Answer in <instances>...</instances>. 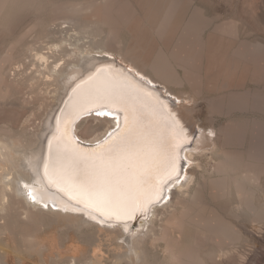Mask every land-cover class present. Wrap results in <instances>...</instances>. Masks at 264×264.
Segmentation results:
<instances>
[{"label": "bare ground", "instance_id": "obj_1", "mask_svg": "<svg viewBox=\"0 0 264 264\" xmlns=\"http://www.w3.org/2000/svg\"><path fill=\"white\" fill-rule=\"evenodd\" d=\"M205 7L199 0H71L55 5L57 18L50 20L43 39L55 37L53 28L59 25L62 29L61 22L57 23L62 19L69 30L73 28L82 39H90L92 47L79 45L77 38L73 44L72 40L60 37V43L50 48L57 57L32 47L25 49L27 55L36 51L31 56L43 66L47 77L57 81L55 97L59 106L54 115L45 118L35 139L24 131L14 135L8 126L0 128V198H10L9 195L15 193L33 207L45 209L43 205H47L46 210L55 209L100 225L115 242L117 251L112 254L113 264H154L146 246L150 244L154 252L157 241L164 239V232L158 235L155 228L153 230L161 211L168 212L170 219L167 217L166 223L172 231H178L179 238L184 237L185 223L195 227L194 242L186 244L184 250L164 246L162 264H207L204 257L220 264L221 253L227 259L238 256V244L248 246L250 242L241 228H235L229 219L234 223L241 221L247 235L250 233L247 225H258L264 232V185L256 180L255 168L244 166L233 176L231 198L224 196V178H219L225 173L231 156L237 159L236 152L246 153L249 160L264 164V89L254 88L264 85V45L241 37L232 19L214 21L217 19L211 14L208 16ZM169 15L172 16L170 25L162 31V17ZM103 26L109 30L108 35L105 34L106 43L97 38ZM120 32H127L130 39L121 40ZM104 52L111 56H105ZM113 54L131 62L134 69L127 70L110 60ZM53 56L54 61L50 63ZM152 81L164 89L157 90ZM229 90L237 96L243 91L246 94L241 98L226 97L225 92ZM170 95H175L178 101H191L192 105L180 102L181 105L176 106ZM223 106L225 110L220 108ZM201 108L206 109L205 119L214 133L206 137L211 145L202 153L209 152L210 161H216L215 175L219 177L202 180L195 186L193 168L184 172L190 183L185 179L173 188L171 185L176 178L167 175L173 154L187 158L186 165H189L190 161L194 162L195 153L175 147L176 129L182 127L186 135L191 136ZM113 109L125 110L138 124L139 143L151 144L167 155V161L156 172L159 182H154L148 199L154 200L159 193L167 196L169 191L172 199L151 203L146 216H143L146 201H141L136 221V217H131V201L126 215L118 219L109 217L96 202L95 187L72 184L73 162L93 150V147L75 146L74 138L79 137L80 143L86 146L97 144L95 147H99L122 126L123 117L119 118V124L108 118L105 110ZM95 110L100 111L102 118L92 114ZM220 117L226 119V125L218 129L216 121ZM90 120L101 125L91 124ZM81 128L86 136L79 133ZM219 136L222 137L220 144ZM243 190H246L244 195ZM221 200L229 203L225 210L228 217L216 212V203ZM177 209L182 219L177 217ZM205 244L209 247L202 253ZM98 255L94 250L92 258H85V264H103Z\"/></svg>", "mask_w": 264, "mask_h": 264}, {"label": "rangeland", "instance_id": "obj_2", "mask_svg": "<svg viewBox=\"0 0 264 264\" xmlns=\"http://www.w3.org/2000/svg\"><path fill=\"white\" fill-rule=\"evenodd\" d=\"M64 1L68 2L71 0H0V128L8 126L12 129L14 135L24 131L31 139H35L40 134L45 118L54 115L59 106L58 99L55 97L58 89L57 81L47 77L48 75L44 71L43 66L31 56L36 51H31L27 55L25 54V49L32 47L31 49L41 50L46 55L52 56L53 54L57 57L58 54L52 53L50 48L53 49L55 44L60 43L61 38L72 40L71 43L73 44L77 42V39H80L79 45H84L87 49L92 47L90 39H82L83 36H79L78 31L76 32L73 28L69 30L66 24H62L64 22L62 19L57 21L58 24L61 22L62 29L58 27L57 23L58 26L53 28L55 37L43 39V36L47 33L46 29L50 20L57 18V15L55 16L57 13L54 11L55 5L64 3ZM199 1L206 6L205 10L207 9V13H209L206 14L208 16L211 14V17L217 19L214 21L221 23L232 19L237 23L241 37H249L248 39L251 38V40L264 45V0ZM88 24L92 25L93 23ZM64 27H67V29ZM108 32L109 30L103 26L100 36L102 40L99 37L97 38L101 42L106 43ZM119 36L124 42L130 39L127 32H120ZM69 49H72L70 45ZM59 50L61 51L63 48ZM94 55H98V53L94 52ZM104 55L111 56V54L105 52ZM112 56L110 60L117 62L122 67L127 68V70L129 68L134 69L131 62L128 63L121 56L116 54ZM54 57L50 58V63H53ZM62 63L61 61L60 64ZM67 64L68 62L64 66ZM40 75L41 77H39ZM159 88L163 87L159 85ZM185 88L188 90V86H185ZM254 88L262 91L264 85H257ZM225 93H228L226 97L237 96L232 94L231 90ZM245 94V91L239 92L238 96L241 98ZM168 97L176 106L181 105L175 95ZM238 100L245 101L244 99ZM191 103V101H188L185 104ZM225 106L220 108L225 110ZM52 107L51 113H53L51 114L50 109ZM199 112L196 117L199 120L195 124L194 131L196 132L197 140L192 142V147H185L195 151L192 158L194 162L190 161L191 164L185 165L184 171L186 172V170L193 168L196 170L195 180L197 182L195 181V186L202 180L217 179L219 177V175H215L216 161H210L209 152L202 153L203 150L210 147L211 141L206 138L209 131L205 119L206 109L201 108ZM90 123L101 125L97 121L90 120ZM225 125L226 119L224 117H220L216 121L218 129ZM83 130L84 128H81L79 133H81V136H86ZM218 138V143L220 144L222 137L219 136ZM234 149L240 150L238 147ZM236 153L237 159L231 156L230 162L225 165V173L220 174L219 177L224 178L223 191L225 197L232 196V178L244 166L254 167L256 180L262 186L264 185V164L258 160H249L246 153ZM231 163H234V165ZM245 193L246 190H243L242 195ZM11 195H9L10 198H6L8 201L0 198V264H85L87 261L85 258H92L94 250L97 255L99 253L98 257L104 262L103 264L114 263L115 260L112 254L117 251V248L115 242L110 240V235L102 230L105 228L100 227V225L97 226L96 223V225H93L92 222L91 224L88 222V224L79 216L68 215L55 209L50 211L33 207L15 193ZM205 198L208 199L206 195ZM207 201L210 202L209 199ZM216 206H218L216 212L223 215V217H228L226 216L227 211H225L228 209V202L221 200L216 203ZM176 214L179 219H182L178 209ZM168 215L167 211H161L153 226V230L155 228L158 235L160 232H164V239L157 241L159 243L154 246V252L150 249V244L146 246L149 247L148 256L150 255L149 257L153 259L154 264L163 263L164 246H176L179 250H184L186 244L194 242L195 227L185 223L182 231L184 237L179 238L178 231H172L173 229L166 223V218L170 219ZM229 221L238 230L241 228V233L248 238L250 244L248 246L243 243L238 244V256L226 259V264H264V232L259 229L258 225H254V227L247 225L246 228L250 229V233L247 235L245 229L243 230L244 224L241 221L235 223L230 219ZM115 234L119 236V233ZM186 238L188 242L185 241ZM92 242L95 243L91 244ZM208 247L209 244H205L201 250L202 253ZM82 251H88V253L82 256L80 255ZM204 259L207 260V264H216L206 257Z\"/></svg>", "mask_w": 264, "mask_h": 264}, {"label": "snow or ice", "instance_id": "obj_3", "mask_svg": "<svg viewBox=\"0 0 264 264\" xmlns=\"http://www.w3.org/2000/svg\"><path fill=\"white\" fill-rule=\"evenodd\" d=\"M172 16L162 17L161 30L166 31L170 25ZM179 53L177 59H179ZM152 83L159 90V85L155 81ZM175 102V101H174ZM181 103L188 101L181 99ZM110 120H116L120 123V117H123L121 127H118L105 142L99 147L93 146V150L85 157L74 161V174L72 184L74 187L88 186L95 187L93 193L97 204L105 209L104 215L117 219L128 212V202H132L131 217H136L140 211L138 205L141 201H146L144 215L146 216L147 207L151 203H157L161 200H171V194L164 196L159 193L154 200L148 199L155 186L154 182H159L156 175L160 165L167 161V155L163 151H158L151 144H141L138 137L141 135V129L125 110H105ZM92 114L100 116V111L95 110ZM102 118V117H101ZM208 135L214 133L209 130ZM197 140L196 132L191 136L186 135L183 128L176 129L175 147L183 151L182 146L192 147V142ZM75 146H79L80 138H74ZM187 158L173 154L171 162L168 164L167 175L175 179L171 187H176L183 180L190 179L184 176ZM34 200L35 198L32 197ZM124 205L123 208L120 206ZM47 209V205H43ZM129 216V215H127ZM226 255L221 253L220 264H226Z\"/></svg>", "mask_w": 264, "mask_h": 264}, {"label": "water", "instance_id": "obj_4", "mask_svg": "<svg viewBox=\"0 0 264 264\" xmlns=\"http://www.w3.org/2000/svg\"><path fill=\"white\" fill-rule=\"evenodd\" d=\"M79 145L84 146V147H93V146H96L97 144H95V145H93V146H86V145L80 143ZM182 147L185 148L186 146H182ZM137 218H138V217H136L135 221L137 220ZM135 221H134V222H135ZM134 222H133V223H134Z\"/></svg>", "mask_w": 264, "mask_h": 264}]
</instances>
